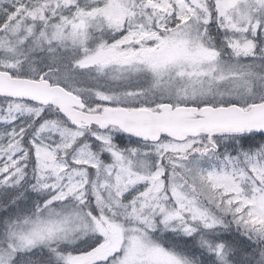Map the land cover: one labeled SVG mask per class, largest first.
Masks as SVG:
<instances>
[{"label":"snow or ice","instance_id":"1","mask_svg":"<svg viewBox=\"0 0 264 264\" xmlns=\"http://www.w3.org/2000/svg\"><path fill=\"white\" fill-rule=\"evenodd\" d=\"M0 264H264V0H0Z\"/></svg>","mask_w":264,"mask_h":264}]
</instances>
